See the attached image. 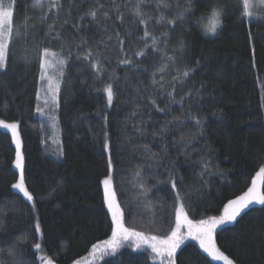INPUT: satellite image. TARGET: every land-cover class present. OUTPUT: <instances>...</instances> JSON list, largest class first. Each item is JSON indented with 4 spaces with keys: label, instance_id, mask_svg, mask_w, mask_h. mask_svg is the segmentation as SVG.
Returning <instances> with one entry per match:
<instances>
[{
    "label": "trees",
    "instance_id": "16d2710c",
    "mask_svg": "<svg viewBox=\"0 0 264 264\" xmlns=\"http://www.w3.org/2000/svg\"><path fill=\"white\" fill-rule=\"evenodd\" d=\"M98 2L111 18L99 13L98 21L85 17L77 31L79 17L96 7L97 0H60L62 8L51 10L50 0L42 7L35 0H0L14 5L13 27L22 37L13 43L15 59L0 69V119L19 124L25 184L34 197L29 202L11 187L19 177L16 147L10 132L0 128V264H44L41 256L54 264H73L89 256L93 243L109 238L111 214L100 183L108 174L105 132L125 225L148 235L165 234L174 221L170 215L160 219L161 202L169 212L173 203L170 178L177 182L189 218L196 220L220 215L223 204L247 191L264 165V18L244 16L242 0H208L207 6L198 0L183 31L179 22L171 30L153 20L148 31L161 41V33L169 34V55L181 40L186 45L175 65L160 73L165 45H156L159 53L145 48L144 26L130 11L134 0H115L123 23L116 19L113 0ZM169 2L172 9L163 10L169 19L186 6V0ZM141 7L147 16L159 15L154 0ZM213 7L222 9L221 26L205 35L196 21L203 15L206 22ZM49 25L61 33L60 40L45 38ZM116 33L124 40L123 53ZM145 41L151 45V36ZM61 46L70 58L53 129L36 112L41 84L36 57L42 48L60 52ZM89 48L101 53V73L92 68L94 61L83 59ZM141 49L146 55L135 56ZM125 53L131 65L119 62ZM185 68L192 69L189 75L173 81ZM107 83L113 86L111 106L102 91ZM137 170L150 189L147 199L133 186ZM37 220L40 233L34 228ZM216 242L235 264H264V205L248 208L233 224L218 229ZM36 243L41 250L34 248ZM94 264L160 263L149 249L125 245ZM175 264L221 263L190 240L178 248Z\"/></svg>",
    "mask_w": 264,
    "mask_h": 264
},
{
    "label": "snow or ice",
    "instance_id": "6c2138e0",
    "mask_svg": "<svg viewBox=\"0 0 264 264\" xmlns=\"http://www.w3.org/2000/svg\"><path fill=\"white\" fill-rule=\"evenodd\" d=\"M198 0H186V6L183 7L180 11L176 12L172 17L166 18L164 15V9H172V4L169 0H154L155 7L159 11V15L156 17L147 16L142 11V5L146 3V0H134V7L130 9L133 19L136 21L138 25L144 26V36L141 37V40L145 42V48L152 50L156 53L161 51L160 48H157L156 45L161 42L164 43L165 49L164 54L162 56V63L159 68H157V72L164 73L169 67L175 65L177 54H182L186 45L183 40H181L177 47L173 49L171 55H169L166 51V46L170 40V36L168 33H161L163 37V41L157 39L155 35L148 31V25L153 20L157 26H167L170 27L171 30H176L177 22L181 25L180 30H184V25H187L191 18L195 16L194 8H196ZM205 6H207L208 0H204ZM264 5V0H259V10L261 13H264V7H260ZM35 6H43L42 0H35ZM113 7L117 8V16L116 19L120 20L123 23L124 14L119 12V5L115 4V0H113ZM125 7H128L126 4ZM62 8V4L60 0H50V8ZM104 8L102 3H99L97 0V6L91 8L89 11L85 12L82 16L79 17L77 21V31H80L81 28L79 25L85 19V17H91L93 21H98V13L104 17L105 20L110 19L108 11H101ZM253 8L250 0H243V15L244 16H253L255 13L250 10ZM218 9V10H217ZM198 10V9H197ZM14 5H9L5 7L3 3H0V69L6 68L9 61L15 59V52L13 50V43L19 39H21V34L18 29H14L13 27V19H14ZM222 9L218 7H213L212 18L209 24L205 25L203 23L204 16L202 15L196 22L200 24L203 28L204 34H214L217 32V29L221 26V16ZM71 15V10H69V16ZM29 18H25V26H24V38L27 36V20ZM67 21H65L66 23ZM107 28V26H106ZM55 32L56 35L54 37L51 36V33ZM152 38V44L149 45L146 41V37ZM51 38L60 40L61 33L56 30L54 25H49L47 32H45V38ZM119 51L124 52V40L119 38V33H116ZM109 39H112L109 36ZM87 41L82 39L81 45H86ZM78 45V46H81ZM64 48L61 46L60 52L52 51L51 49L45 47L40 49L37 52V60L40 65L41 74L40 81H46V84H41L40 91L36 93L37 99L41 98L40 93L44 92L45 97L43 100L44 107H49V102L51 101V105L53 110L55 107H58V97L61 89V83L64 77L63 67L67 62L69 57H65L63 55ZM101 53H94L91 48L88 49L86 53L83 55V59L89 60L92 68L97 72L101 73L102 70V62L100 61ZM146 53L144 49L135 53V56H145ZM80 59L81 57L78 55L76 57ZM27 59V58H25ZM125 65H131L132 60L126 57L119 61ZM49 69H55V76L48 75ZM192 69L185 68L182 72L177 71V75L173 76V81H182V77H187L189 72ZM153 84H157L158 81L155 79V73L153 74ZM163 86L162 84L160 85ZM173 92L175 91V84L172 86ZM102 91L106 94L107 104L111 106L114 99L113 86L111 83H107L102 88ZM171 95V93H169ZM187 95H191L188 93ZM151 104L155 105V101H150ZM159 111H163V109H158ZM36 111L38 113L44 114L43 108L37 106ZM106 119V118H105ZM195 121V124L199 126L200 121L198 118L192 117ZM51 126L53 129L56 128V118L54 116L50 117ZM19 124L18 122H6L4 119H0V128L10 130L12 133V139L16 145V159H15V167L19 169V177L15 183L11 185V187L18 191V193L22 194V196L29 202L34 201V197L32 193L28 190L25 184V176H24V157L21 152V141L19 138L18 132ZM104 149L109 151V158L107 161V172L108 174L100 181L103 187V200L106 204L108 211L111 214V235L109 238L101 240L97 243H93L91 245V252L89 255L93 257L92 261L87 260L84 257L80 259H76L73 261V264H94V261L97 258H103L106 255H111L117 252L118 249L127 245L128 247H132L135 249H141L142 247H146V249H150L151 253H153L156 257L160 258V264H175V254L176 250L180 247V245L184 242L185 239L191 238L192 240L198 241L199 248L203 250L204 253L207 254L208 257H211L213 261H220L222 264H235V261L225 254L224 251L218 247L216 242V232L217 229L229 223H233L237 220V218L249 208L252 204H260L264 205V191L261 190V184H264V165L259 167V171L256 172L255 177L251 179V186L247 188L243 194L236 196L233 199H229L226 203L223 204L222 212L220 215L216 216H205L200 219H190L188 211H186V202L181 195L180 190L177 188V182L175 179L170 178L171 189L173 190V203L171 206V211L169 212L163 206V202H161L160 219L163 220L165 215L174 216V221L170 223L168 231L164 235H146L143 231H137L134 228L127 227L125 225V212L121 208V204L117 198V189L115 186L114 180V165L111 159L110 154V141L108 139V133H104ZM59 155H63L62 147L59 148ZM205 170L207 169V164L204 165ZM203 175V173H201ZM133 181L136 183L133 184L134 187H138L140 189V196H143L147 199L149 188L145 186L144 177L142 176V172L137 170L133 173ZM182 183V181H181ZM151 207V203L147 205ZM34 207V203H33ZM155 215V213H153ZM35 232L40 233L41 227L40 223L37 220L35 226ZM36 250H41V244L36 243L34 245ZM44 264H54V260L52 258L41 256L39 257Z\"/></svg>",
    "mask_w": 264,
    "mask_h": 264
},
{
    "label": "rangeland",
    "instance_id": "374dc122",
    "mask_svg": "<svg viewBox=\"0 0 264 264\" xmlns=\"http://www.w3.org/2000/svg\"><path fill=\"white\" fill-rule=\"evenodd\" d=\"M44 1H47V0H42V2H44ZM243 1V0H242ZM250 2L252 3V5H253V8L252 9H250V10H252L255 14L253 15V16H246L247 18H255V19H262V18H264V13H261L260 12V10H259V7H257V5L259 4V0H250ZM9 5H11V4H4V6L5 7H8ZM260 7H264V5H261ZM63 69H64V67H63ZM55 73H56V70L55 69H49L48 70V75H52V76H55ZM46 84L47 82L46 81H44V82H42L41 81V84ZM41 84H40V88H41ZM40 91V90H39ZM40 96H41V98L38 100V103H37V106H40L41 108H43V111H44V114L42 115L41 113H38L37 111V116L38 117H40V118H42V119H45V120H47V121H49L50 122V125H51V120H50V117H52V116H56L55 115V113H56V111H57V107H55V109L53 110V108H52V105H51V101L49 102V107H44V104H43V100H44V97H45V93L44 92H41L40 93ZM6 122H9V123H11V122H15V121H7V120H5ZM4 130H7V129H4ZM9 132H10V134H11V136H12V133H11V131L10 130H8ZM18 132H19V128H18ZM19 138H20V141H21V135H20V132H19ZM14 142V141H13ZM14 145H15V143H14ZM15 147H16V145H15ZM21 152H22V142H21ZM260 186V188H261V190H262V184L261 185H259ZM253 206H262V205H260V204H252V205H250L249 206V208L250 207H253ZM247 210V209H246ZM245 210V211H246ZM244 211V212H245ZM240 217V216H239ZM238 217V218H239ZM237 218V219H238ZM234 223V222H233ZM233 223H229V224H226V225H222V226H220L218 229H220V228H222V227H224V226H227V225H230V224H233ZM217 229V230H218ZM165 233V232H164ZM146 235H148V234H146ZM151 235H164V234H151ZM190 240H192L191 238H188V239H185L184 240V242L183 243H185V242H187V241H190ZM192 241H195V240H192ZM195 242H197L198 243V241H195ZM182 243V244H183ZM181 244V245H182ZM199 244V243H198ZM180 245V246H181ZM143 248H145L146 249V247H142L141 249H143ZM150 250V249H149ZM178 250V249H177ZM177 250H176V252H177ZM153 254V253H152ZM176 255V254H175ZM86 259L87 260H89V261H92L93 260V257H91L90 255L88 256V257H86ZM99 258H97L95 261H97ZM153 260L154 261H156V262H158V263H160V258L159 257H156L154 254H153ZM216 262H219V263H221L222 264V262H220V261H216ZM82 264H83V261H82Z\"/></svg>",
    "mask_w": 264,
    "mask_h": 264
},
{
    "label": "clouds",
    "instance_id": "9594fccd",
    "mask_svg": "<svg viewBox=\"0 0 264 264\" xmlns=\"http://www.w3.org/2000/svg\"><path fill=\"white\" fill-rule=\"evenodd\" d=\"M212 13H213V8L210 10V12H209V14L207 16L206 22H204L205 25L209 24V22H210V20L212 18Z\"/></svg>",
    "mask_w": 264,
    "mask_h": 264
}]
</instances>
